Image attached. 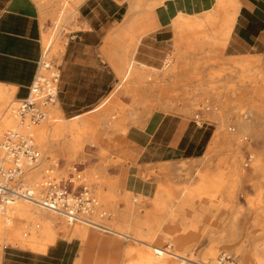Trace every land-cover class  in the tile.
Instances as JSON below:
<instances>
[{"label": "crops", "instance_id": "obj_1", "mask_svg": "<svg viewBox=\"0 0 264 264\" xmlns=\"http://www.w3.org/2000/svg\"><path fill=\"white\" fill-rule=\"evenodd\" d=\"M73 1L75 28L66 34L58 65V111L66 120L85 117L114 96L118 100L115 86L129 62L134 77L146 78L174 62L182 67L213 60L223 49L225 57L264 54V0ZM42 34L36 0H0V84L16 99L28 95L38 74ZM209 126L157 107L143 126L131 125L124 139L139 152V164L157 170L202 157L212 138ZM109 171L122 191L155 195L154 179L137 180L124 166ZM81 249L76 239L57 240L44 252L5 246L0 264H94L87 247L80 257Z\"/></svg>", "mask_w": 264, "mask_h": 264}, {"label": "rangeland", "instance_id": "obj_2", "mask_svg": "<svg viewBox=\"0 0 264 264\" xmlns=\"http://www.w3.org/2000/svg\"><path fill=\"white\" fill-rule=\"evenodd\" d=\"M63 4H65L64 9L67 8L68 10L65 12H60V10H64ZM76 5L77 4H75L73 0H52L51 3L46 5V7H41L43 32L48 31L51 33L50 47L45 58L46 61L51 63V66L54 67L57 71L59 58L63 50V45L67 40L66 34L71 29L75 28L73 22L76 18ZM57 13L63 15V18L58 24H55L54 19L56 15H58ZM42 44L44 51L45 46L43 42ZM218 54L219 55L215 59L209 61L186 62L182 67H177L176 62H174L170 66L171 69H169V66H165L161 69H152L149 74L150 76L146 78L134 77L132 75L126 79L123 85L124 88L122 89H118L117 83L115 89L117 88L118 90V100L117 96H114L109 101L105 100L107 105L105 104V106L101 109H98L97 111L86 115L85 117H81L83 119L85 118L87 122L85 124V127L83 126L84 132L80 130L81 118L68 120V122L78 121L79 124L73 131L64 132L56 139V136L54 137L53 134L56 129L55 127L61 122L62 119H66L58 111V101H55L54 104L47 105L46 108L48 111V116L45 120L40 121L48 124V130L45 136L41 140H37L35 136L29 134L34 141L37 150L39 151V160L34 164L35 166L33 168L35 170H37L39 167L41 168L37 170L38 174H40V181H43L42 183L44 185L46 181H59L61 178L72 177L76 184L83 183L88 186L89 191H91V195L94 200L93 213H91L92 216H95L98 212L104 209H108L111 211V214L109 212H103V218L120 222L117 214L118 211L122 212L124 210L125 204L121 196H118V194H123L125 191H122L120 186L117 184L116 177H113L109 173L110 168L116 166H124L125 169L128 170L131 174V177L142 182H148L151 179H154L157 184L156 190L163 195H167L169 190L173 188L175 189L185 185L196 184L199 181V176L206 170L210 172L215 171V169L217 168L216 166L219 165L218 162H220L221 159L225 160L226 165L228 163L227 166L232 167L233 158L231 157L232 153H234L233 149L235 150L236 146H234L235 142L233 143L232 139L238 133L237 135H241V139H244H242V141H245L244 143L239 144V152L240 154L243 152L241 155L243 156V160L245 162L242 164V167L245 171V176L238 181L236 187L238 188V191L236 190L237 198L235 197L234 200H232V203L234 205H240L243 208L242 212L237 214L235 217L236 223L239 226V229L236 230V232L241 233L244 240L246 239L247 231H250V233L254 235L251 238V243H260L261 240L264 239V213L256 211V208L258 207L260 209H264V170L256 171V169L251 166L252 159L254 158L250 156V153H253L255 156H259L264 165V138H262L264 136L262 135L264 133V125L261 124L263 123V118H260L261 120L258 119V122H253L254 124L252 123V126H254L253 128L256 131L258 130V133L255 132L254 136H252L250 132L252 130V134H254L255 130L252 127L247 132L245 128L236 127L234 124V119L237 118L234 111H237L238 109L239 111L236 113H239L238 115L240 116V118H244L243 120L245 121H250L252 119V114H254L255 108L251 107L253 106V104L255 105L256 103H260V100L258 101V98L256 96H253L254 92H252L257 83L249 78V71L243 69L239 64L225 61V59L223 58L224 49L221 51V53ZM260 55V57L262 58V66L264 69V54ZM45 58L44 56H42V60H44ZM120 79L121 76L119 77L118 82L120 81ZM250 94L252 97L250 96ZM253 97L254 99H252ZM14 98L15 95L13 94L12 98L8 100L6 108H4L2 112H0V123L5 124L6 119L10 116V113L7 112V107H9L8 105L10 104V107L18 105V103H14ZM144 98L147 99L145 105L140 103ZM249 102L250 104H252L251 106ZM240 105L242 108L239 107ZM157 107L163 109L165 112L181 114L189 118H194L199 122L205 121L209 123V127L212 130V136L217 129V113H219L220 111L221 113L223 111L225 115H229L230 113V117L226 115V118L228 120V124L226 126H228L229 128L225 126V137H227L224 139L225 143H221L220 149L222 148V150L220 152L216 150L211 156L210 161H212H208V163L202 160V157H200L198 159L190 161H180L177 163L168 162L161 164L180 165L179 167H174L169 172L170 174H168L167 172L163 173V171L159 168L155 170L153 166L139 164L137 162L139 152L131 151L130 146L124 139L125 134L131 125L143 126L147 116ZM184 107H190V110L192 112L185 113L183 111ZM233 108H235L236 110ZM91 118L93 119L91 120ZM120 119L124 121H120ZM229 121H231V124ZM38 123L39 122L35 124ZM239 128H241V130H245V132L241 131ZM88 129H90L92 133L90 131L87 132ZM259 131H261V135ZM229 132L231 133V135ZM232 133H234V135ZM243 133H245L246 136L245 134L243 135ZM86 135L87 137H85ZM228 135H230V137ZM258 137L261 139H259ZM229 138H231L232 143L230 142ZM226 142L233 144L231 145V147L233 146V149H231V147L226 144ZM242 144L244 145L242 146ZM222 145L224 148L222 147ZM226 145H228L227 148H225ZM230 149L232 150L231 154L228 153ZM252 150L254 151L252 152ZM221 153L227 154L225 155ZM116 154H118L117 157H115ZM127 154L131 156H126ZM228 154H230L231 156ZM219 156L221 159L219 158ZM229 158L230 161L227 160ZM217 160L218 162H216ZM183 162L185 164L181 165V163ZM209 164L211 165V168ZM183 169L186 171H184ZM248 169L250 171H248ZM189 170H191V172ZM90 173L93 174L91 175ZM248 174L251 175L248 177V179H246ZM252 174L256 177L255 179ZM184 175L186 176V178L181 177ZM195 176L196 178H194ZM113 182H116L117 190L110 188L109 183ZM40 191H42V189ZM153 197H148L147 200L145 199L142 202L143 206L139 207L141 208V211H146L151 207L150 202L153 200ZM132 201L137 202L135 198H133ZM113 210L116 212H114ZM245 211L247 214L245 213ZM2 216L4 215L2 214ZM135 216L140 219L144 218V215L141 212H139ZM226 216L223 215L217 218L213 215L212 210H209L205 213V217L208 219H206V221L199 222L200 228H202L203 225L212 226L215 224L217 235H229L234 231L228 226L226 227V225L231 223L233 216L232 218L231 215L229 216V214L228 217ZM0 220H3V217L0 216ZM98 234L100 235V238L96 242L87 243V245H82V242L79 239H76V242L80 243L81 246L87 247V250L91 253L90 256L93 263L98 261L102 264H125L126 246L128 244H136L133 243L132 240L126 241L123 238H117L113 235H110L109 233L98 232ZM58 240H63V238H59ZM211 243L212 242L208 237H203L202 240L194 246L191 252L193 257L196 260L200 261V255L212 245ZM238 243L241 244V241L238 239L227 242V248L219 243V245L217 246L218 251L216 256H218L222 252H227L233 254L236 257L237 264H242V254L234 252L236 251L235 249ZM252 244H248V246L244 249L245 254L249 253L250 255H252ZM161 245L168 246L170 245V242L168 240H164V242L161 243L160 246ZM5 246L15 247L7 244L3 240V238H1L0 256ZM97 248L103 249L97 250ZM82 251L83 250L81 249L80 257H82V254L85 250L83 252ZM118 251L122 252H120V254L118 255ZM186 253L187 252H185L184 254L187 255ZM209 262H211V260H209L208 263ZM175 264H178V260H175Z\"/></svg>", "mask_w": 264, "mask_h": 264}, {"label": "bare ground", "instance_id": "obj_3", "mask_svg": "<svg viewBox=\"0 0 264 264\" xmlns=\"http://www.w3.org/2000/svg\"><path fill=\"white\" fill-rule=\"evenodd\" d=\"M36 1L42 8L46 7V5L52 2V0H36ZM73 2L75 3V1ZM64 5L65 4H63V9H64ZM67 10L68 9L66 8L63 11L60 10V12H65ZM235 10H236V7H235ZM62 18H63V15H61L60 13L56 15L54 19L55 24H58ZM50 36H51V33L48 31H44L42 34V42L44 43V46H45V50L43 51L44 58L50 47ZM223 58L225 59V61L227 62L230 61L232 63L239 64L243 69H245L246 71H249V76H250L249 78H251V80H254V82L257 83L252 92H254L253 96H256L258 98V101L260 100V103L259 104L256 103L255 105L253 104V106L251 107V108L253 107L255 108L254 114H252V119L250 121H245L243 120L244 118H240V116L238 115L239 113H236L239 111V109L237 111H234L237 117V118L235 117L236 119H234L235 126L245 128L248 132L251 129V127L252 128L254 127L252 126V123L255 121L258 122V119L263 118L262 122L264 123V69L262 66V58L260 56H255V55H246V56H237V57H228V56L224 57L223 56ZM57 73L58 71L54 67H52L51 63L46 61V58H45L44 60H42V65L39 68L37 77L39 80L46 81L50 90L52 89L54 90L56 86V84L54 83V77L56 76ZM133 73H134V63L129 62L127 63L126 68L124 69L121 75V79L117 84L118 89L124 88L123 87L124 82L126 81L128 77L132 76ZM12 96H13V92L10 91L7 86L0 84V112H2L4 108H6V104H8V100L12 98ZM252 99H254V97ZM13 101L16 104L18 103V105L11 106V107H10V104L8 105L9 107H7V112L10 113L9 114L10 116L5 121L6 125L3 123H0V131L10 129L13 131H17L19 133H23L25 135L30 134L32 136H35L37 140L38 139L41 140L45 136L48 130V124L44 122H39L38 124L32 123L33 124L32 125L30 122H28V120L22 121L18 113L19 99L14 98ZM146 101L147 99L144 98L142 99L140 103L145 105ZM103 104L104 102L99 104V106H102ZM251 105L252 104H250V106ZM239 107L242 108L241 105ZM183 111L185 113L192 112L190 110V107H184ZM217 114H218L216 116L218 119L217 129L215 130L211 138V141L204 155L202 156V160H204L207 163L208 161H210L212 154L216 150H218L219 152L222 150V148L220 149L221 143L224 142V139L227 137V136L225 137L226 131H224V129H225V126L228 124V120L226 117L229 116L230 113L229 115L226 114L227 116L225 115V113H223V111L222 113L220 111ZM81 117L82 116L75 117L72 120H75ZM242 117H245V116H242ZM92 119L93 118H91V120ZM120 121H124V120L120 119ZM80 122H81L80 130L83 131L84 129L83 126L85 127V124L87 122L85 118L84 119L81 118ZM229 122L231 124V121ZM263 123L261 124L264 125ZM78 124H79L78 121L68 122V120L62 119L61 122L55 127L56 129L54 128L55 132L54 133L52 132V133L54 134V137L56 136V139H57L58 136L62 135L64 132L73 131ZM241 128L239 129L241 130ZM89 131L91 132L90 129H88L87 132ZM241 131L245 132V130H241ZM257 131L255 130L254 134H252L253 132L251 130L250 131L251 135L254 136L255 132ZM260 132L261 131H259V133ZM232 134L234 135V133ZM244 134L245 133H243V135ZM30 135L29 137H31ZM230 135L228 136L230 137ZM262 135H264V133ZM85 137H87V135ZM235 137L232 139L233 143L235 142L234 146L236 145L235 150L232 148L233 146L231 147V145L233 144L226 142V144H228L231 147V149H233L234 151V153H232V150L230 149L231 152L230 151L228 152L230 154L232 153V157H231L233 158L232 167L227 166L228 163L226 165L225 160L221 159L220 158L221 155H220L219 158L221 159V161L220 162H218V160L216 161L219 163V165L216 166L217 168L215 169V171L210 172L206 170L200 176L198 175L199 178L198 177L197 178L199 179V181L197 183L195 182L196 184L185 185V186H182L180 188H175V189L173 188L169 190L167 195H163L162 193H159L156 190V192H154L155 195L153 197V200L150 202L151 207L147 209L146 211L144 210L141 211V208L139 207L143 206L142 202L145 199L147 200L148 197L142 194H139V193L131 192V191H125L123 194H118V196L119 195L121 196L125 204L124 210L122 212L118 211V214H117L118 219H120V222H116L115 220L113 221L107 220L103 218V212L105 213L111 212L108 209H104L98 212L95 216H92V214H90L88 218L89 221L87 220L70 221V219L64 213L48 210L40 206L33 200L17 199L14 202H10L7 204L0 203V216L3 217V220H0V241H1V238H3V240L9 245L16 246L19 248H24V249H30L35 252H44L50 245H53L59 238H63L66 240L79 239L82 242V245H87V243H93L99 240L100 235L98 234V232L99 233L103 232V233H109L110 235H113L117 238L118 237L123 238L126 241L132 240L133 243L136 244V245L128 244L126 246L125 264H175V260H178V264H180L181 257L196 260L193 257L191 252L194 246L198 244L202 240L203 237L206 236L209 238V240H211L212 245L200 255L199 260L202 263H208L209 260H211V262L209 263H214L217 260L218 256L221 254L220 253L218 256H216L217 251H218L217 246L219 245V243H221L225 248H227L228 246L227 242H231L232 240L238 239L241 241V244L238 243V245H236L237 246L235 249L236 251L234 252H238L242 254V264H264V239H262L260 243L254 242L252 244L251 238L254 235L251 234L250 231H247V234L245 232L246 239L244 240H243V235L239 232H236V230L239 229V226L236 223L235 217L237 214L242 212L243 208L240 205H236V204L234 205L232 203V200H234V198L236 197V190L238 191V188H236L238 181L242 177L245 176V171H244V168L242 167V164L245 163L243 160V156L241 155L243 152L241 154L239 152V144L244 143L245 141L244 142L242 141L243 138L241 139V135L240 136L237 135V137L236 138ZM262 138H264V136ZM229 139L231 142V138ZM228 145H226L225 148H227ZM243 145L244 144H242V146ZM253 151L254 150H252V152ZM221 154L226 155L227 153H221ZM250 156L254 158L252 159L251 166L254 167L256 171L257 170L263 171L264 165L262 163L261 158L257 155L255 156L253 153H250ZM117 160H120V159H117ZM227 160L230 161V158ZM183 164L185 163L184 162L181 163V165ZM211 165H210V168H211ZM34 166H35L34 164L29 165L25 163V166H24L25 172H24L23 178L25 177L24 178L25 186H27L30 190H32L35 193L36 197H38L40 195L39 193H41L40 190L43 187V183H42L43 181L42 182L40 181L39 179L40 174H38V171H37L40 167L37 170H35L33 168ZM176 166L179 167L180 165L164 164V165H160L159 169L162 170L163 173L167 172L168 174H170L169 172ZM27 170H28V173H27ZM189 171L191 172V170ZM248 171L250 170L248 169ZM93 173H90V174L92 175ZM250 175L248 174L246 179H248ZM181 177L186 178L185 175ZM194 178H196V176ZM255 178L256 177L254 176V179ZM109 185H110V188L117 190L116 182L109 183ZM133 198H135L137 202L132 201ZM246 199H250V198H246ZM209 210H212L213 215L217 218L223 215L224 216L227 215L226 217H228V214L229 216L231 215V218L233 216L231 223L226 225V227L228 226L234 232L230 233L229 235H220V234L217 235L215 224L212 226L203 225V227L200 228L199 222L206 221V219H208L205 217V213ZM256 211L264 213V209H260L258 207L256 208ZM139 212H141L144 215V218L140 219L135 216ZM91 213H93V210ZM2 214L4 216H2ZM164 240H168L170 242V245L160 246V244L163 243ZM250 243L252 244V255H250L249 253H248L249 255L245 254L244 252V249L248 246V244L251 245ZM84 247L85 246H82L83 251L85 250L83 249ZM185 252H187L186 253L187 255L184 254ZM94 264H100V262L96 261L94 262Z\"/></svg>", "mask_w": 264, "mask_h": 264}, {"label": "built area", "instance_id": "obj_4", "mask_svg": "<svg viewBox=\"0 0 264 264\" xmlns=\"http://www.w3.org/2000/svg\"><path fill=\"white\" fill-rule=\"evenodd\" d=\"M41 64L42 59L39 66ZM58 77L59 72L54 77L55 89L50 90L46 81L36 76L28 95L19 100L18 113L22 121L35 124L47 118V105L57 101ZM38 158L39 151L29 135L10 129L0 131V203L7 204L17 199L33 200L48 210L64 213L70 221H89L94 200L85 184H76L72 177L46 181L38 197L25 186V163L35 164ZM180 264H237V259L233 254L223 252L214 263L181 257Z\"/></svg>", "mask_w": 264, "mask_h": 264}]
</instances>
